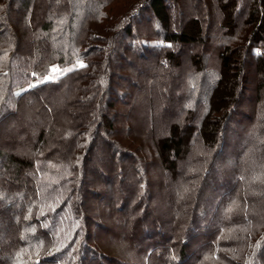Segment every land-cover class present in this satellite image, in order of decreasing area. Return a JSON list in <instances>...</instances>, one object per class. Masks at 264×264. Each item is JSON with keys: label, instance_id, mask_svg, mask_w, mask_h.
<instances>
[{"label": "trees", "instance_id": "16d2710c", "mask_svg": "<svg viewBox=\"0 0 264 264\" xmlns=\"http://www.w3.org/2000/svg\"><path fill=\"white\" fill-rule=\"evenodd\" d=\"M44 1L0 0L1 27L10 26L13 7L19 4L24 11L23 30L31 31L35 42L28 60L20 55L19 61L18 49L26 43L20 44L21 39L16 33H13L12 42L0 39V123L4 117L20 111L22 100L32 99L31 102H40L41 112L46 113L51 121L31 140L28 160L0 153V231L7 228L12 235L0 242V264L88 262L83 253L89 238L86 204L93 190L88 187L87 162L102 145L108 158L106 168H111L109 165L114 160L119 163L131 161L130 166L135 163L136 153L141 152L144 144V139L135 143L132 137L120 142L111 117L115 105L110 66L113 58L118 56L120 43L134 37L136 19L142 13H150L157 27L154 41L142 39L134 44L138 57L144 53L152 55L155 67L150 70L152 77L148 87L154 95L155 85L172 82V68L181 64L179 50L189 44L204 45L206 41V13L195 11L184 21H178L182 14L178 8L180 0ZM193 1L196 6L200 3V0ZM210 4L215 5L213 12L220 30L217 37L222 41V51L217 56L218 70L204 68L201 57L190 56L198 73L186 78L181 124H167V132L161 137H153L148 130L145 132L146 136H151L150 159L138 163L134 170L136 183L139 182L137 185L142 187L143 193L147 184L145 168L152 157L169 171H175L177 160L198 140L202 145L212 144L213 150L219 146L220 150L222 129L234 111L233 99L243 88L247 66L260 77L261 83L264 82V0H210ZM245 9V19L237 23L234 16ZM238 27L240 33H235ZM76 57L83 58L84 67L74 68L54 81L40 80L50 66H68ZM159 70L165 78L160 79ZM207 75L213 78L210 83H207ZM261 83L256 88L258 98ZM65 87L70 97L68 101L63 99L56 109L41 94L48 88ZM171 94L165 90L158 101H153L159 113L167 107ZM57 115L65 118L64 128L53 123ZM149 120L152 126L151 114ZM126 124L120 130L132 131L129 123ZM244 145L236 148L241 159H236L234 153L231 157H224V161L231 170L237 169L233 172L235 182L248 185L249 193H260L257 189L264 184V150L253 155V158H260L259 165L261 162L263 166L253 169L252 174H245L240 169ZM212 153L211 165L213 156L219 158L218 152ZM230 190L232 187L228 192ZM247 194L245 190L244 200H238L237 205H234L236 197L227 198H232L226 208L229 218L232 219L234 213L238 217L229 226L234 228L228 235L235 236L236 242L244 248L238 258L246 264H259L255 251L264 250V208L260 210L263 216L259 220L250 217L248 212L261 209L264 203L252 208L253 202L251 206L248 202L251 195ZM192 220L193 213L189 216V221ZM219 232L226 234L227 230L222 227ZM166 238L173 237L168 235ZM153 248L147 254H151ZM183 248L176 255L171 246L157 252L154 256L163 259L156 264H183L186 260ZM149 256L143 257L141 262L147 264Z\"/></svg>", "mask_w": 264, "mask_h": 264}, {"label": "rangeland", "instance_id": "374dc122", "mask_svg": "<svg viewBox=\"0 0 264 264\" xmlns=\"http://www.w3.org/2000/svg\"><path fill=\"white\" fill-rule=\"evenodd\" d=\"M178 5L182 11L177 18L178 21H184L194 15L195 11L198 14L206 13L207 26L204 31L206 41L204 45L189 44L179 50L181 55L178 60L181 64L172 68L170 84L163 82L155 85L154 95L148 87L149 78L152 77L150 70L155 67L151 60L152 55L143 54L142 50L144 56L141 54L142 56L138 57L134 52V44L138 40H155L154 29L157 27L154 26L150 13H142L136 19L134 37H128L120 43L118 56L112 60L110 75L112 74L115 107L112 109L111 117L114 129L118 132L116 137H120L122 143L124 139L130 140V137L137 143L141 138L144 139V144L141 152L136 153L135 163H132L135 164V168H132V164L129 166L131 161L119 163L115 160L110 163L111 168H106L108 158L102 145L97 147V151L93 152V158L87 162L86 175L90 181L88 187L93 193L88 196L86 204L89 218L86 227L89 238L83 248V253L88 258L86 264H143L144 261L141 262V259L146 255H150L147 264H156L163 258L154 255L170 246L174 248L175 255L184 247L186 260L183 264H246L238 258V254L244 249L243 246L236 242L235 236L228 235L232 233L231 228L234 226H229L237 221V214L234 213V217L230 219V213L226 208L232 198L236 197L234 205H237L238 200H244L245 190L251 195L247 198L250 206L253 202L252 208L264 203V184L260 185L262 190L257 189V192L261 191L260 193H251L252 191L249 193L248 185L235 182L233 172H237V169L231 170L224 157H231L236 153L234 157L241 159L236 148L245 144L240 169L242 168L245 174L249 172L252 174L253 169L263 166L261 162L259 165L260 158L258 156L253 158V155H258L264 150V82H260V77L250 67L244 69L247 77L243 78V88L238 90L233 99L234 111L222 129L220 150L219 146L213 150L212 144L202 145L198 140L177 160L175 171H169L157 158L152 157L151 163L145 168L147 184L144 193L142 187L137 185L139 182L136 183L135 180L134 170L138 168V163L150 159L151 136H146L145 132L148 130L153 137H161L167 132V124H181L184 112L182 101L186 95L185 81L189 74L198 73L190 56L201 57L205 62L204 68L218 70L217 56L222 51V41L217 37L220 30L213 12L215 5L210 4V0H200L198 6L193 0H180ZM13 9L10 26L7 24L4 28L0 25V39L12 42L13 33H16L21 39L20 44L26 43L24 47L18 45V60L21 61V56L28 60L32 55L34 36L31 31L23 30L24 11L20 5L16 4ZM246 11L245 9L234 16L237 23L245 19ZM235 30V33H238L240 27ZM80 63L84 64L82 57L74 58L68 66L52 65L40 80L45 82L46 77H51L47 81H54L80 67ZM157 75L160 79L165 78V74L163 75L160 70ZM207 76V83H210L213 78ZM258 83L262 84L259 98L256 96ZM67 90L66 87L48 88L41 94L56 109L63 99L68 101L70 94L68 95ZM165 90L172 94L167 107L159 113L154 102L161 98ZM152 96L153 100H150ZM31 101L22 100L19 105L20 111L4 117L0 123V153L4 156L13 154L19 159L28 160L31 140L51 123L49 116L41 112L43 107L40 106V102ZM131 107L133 109L129 111ZM149 114L153 119L152 126L149 125ZM160 116L161 120H158ZM54 120L53 123L64 128V117L59 115ZM127 122L132 131L122 132L120 129L126 126ZM194 124L196 128L197 124ZM216 152L219 153V158L215 159L213 156L211 165L210 155L211 153L215 155ZM261 155L262 153L259 154ZM231 187L232 190L228 192ZM229 197L232 198L227 199ZM263 205L261 209L248 212L250 217L259 220L260 216H263L260 212L264 208ZM191 213L194 220L189 221ZM239 218L241 219L242 215ZM222 227L227 230L226 234L219 232ZM6 229L0 231V242L12 236L9 229ZM168 235H172L174 239L167 240ZM152 247H154L152 253L147 254ZM257 251L255 259L259 264H264V250L259 253Z\"/></svg>", "mask_w": 264, "mask_h": 264}, {"label": "snow or ice", "instance_id": "6c2138e0", "mask_svg": "<svg viewBox=\"0 0 264 264\" xmlns=\"http://www.w3.org/2000/svg\"><path fill=\"white\" fill-rule=\"evenodd\" d=\"M80 67H84V65L82 64V63H80V65H79ZM53 71H56L55 69H53ZM49 79H51V77H46L45 78V80L47 81V80H49Z\"/></svg>", "mask_w": 264, "mask_h": 264}]
</instances>
